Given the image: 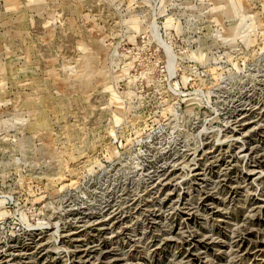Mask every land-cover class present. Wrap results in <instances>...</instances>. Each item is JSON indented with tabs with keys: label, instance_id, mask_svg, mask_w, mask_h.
Listing matches in <instances>:
<instances>
[{
	"label": "rangeland",
	"instance_id": "obj_1",
	"mask_svg": "<svg viewBox=\"0 0 264 264\" xmlns=\"http://www.w3.org/2000/svg\"><path fill=\"white\" fill-rule=\"evenodd\" d=\"M0 264H264V0H0Z\"/></svg>",
	"mask_w": 264,
	"mask_h": 264
}]
</instances>
